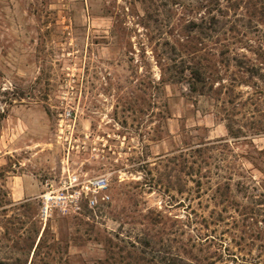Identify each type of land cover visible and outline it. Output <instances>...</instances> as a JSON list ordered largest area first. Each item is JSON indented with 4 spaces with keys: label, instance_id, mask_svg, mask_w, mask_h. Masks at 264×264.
Segmentation results:
<instances>
[{
    "label": "rangeland",
    "instance_id": "374dc122",
    "mask_svg": "<svg viewBox=\"0 0 264 264\" xmlns=\"http://www.w3.org/2000/svg\"><path fill=\"white\" fill-rule=\"evenodd\" d=\"M0 264H264V0H0Z\"/></svg>",
    "mask_w": 264,
    "mask_h": 264
},
{
    "label": "built area",
    "instance_id": "2783aa9c",
    "mask_svg": "<svg viewBox=\"0 0 264 264\" xmlns=\"http://www.w3.org/2000/svg\"><path fill=\"white\" fill-rule=\"evenodd\" d=\"M66 114H67V116L70 115L69 112H67ZM99 180H100V179H99ZM101 180H102V179H101ZM103 181H104V180H103ZM95 185H96V188H94L93 191H91L90 194H89V193L86 194V198H87L88 205H89V207H91V208H94V207L97 206V204H98V200H97L96 194H97V192L99 191L98 189L103 188V186H104V182H102V184H101V183H96ZM42 197L47 198V197H48V193L42 194ZM50 198H52V197H50ZM105 198L109 199V195H105ZM47 206H48V200H44V208L46 209Z\"/></svg>",
    "mask_w": 264,
    "mask_h": 264
},
{
    "label": "crops",
    "instance_id": "0c3cea01",
    "mask_svg": "<svg viewBox=\"0 0 264 264\" xmlns=\"http://www.w3.org/2000/svg\"><path fill=\"white\" fill-rule=\"evenodd\" d=\"M12 185H15V181H12ZM15 186H11V188H14ZM18 189H19V187H18ZM17 189V190H18ZM19 193H20V191H17V192H13V194H14V197H17V196H19Z\"/></svg>",
    "mask_w": 264,
    "mask_h": 264
},
{
    "label": "bare ground",
    "instance_id": "6f19581e",
    "mask_svg": "<svg viewBox=\"0 0 264 264\" xmlns=\"http://www.w3.org/2000/svg\"><path fill=\"white\" fill-rule=\"evenodd\" d=\"M102 182H104V181L103 180H99V181H96L94 183H102Z\"/></svg>",
    "mask_w": 264,
    "mask_h": 264
}]
</instances>
